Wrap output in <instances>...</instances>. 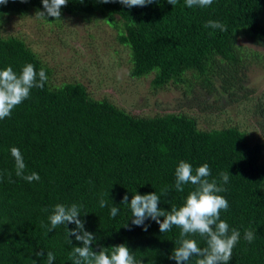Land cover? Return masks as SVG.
Masks as SVG:
<instances>
[{
    "label": "trees",
    "instance_id": "trees-1",
    "mask_svg": "<svg viewBox=\"0 0 264 264\" xmlns=\"http://www.w3.org/2000/svg\"><path fill=\"white\" fill-rule=\"evenodd\" d=\"M31 10L44 11L42 0H9L0 5V17ZM78 12L101 15L117 30L119 43L130 51L133 78L152 76L156 91L171 84L182 88L201 110L214 109L218 117L226 113L219 105L224 96L241 95L236 112L258 116L264 132V96H252L242 83L252 66L264 69V0H213L206 8H189L185 0L174 7L167 0H154L132 8L118 2L68 0L61 8V16ZM208 21L227 25V31L206 28ZM242 37L258 50L240 43ZM27 64L37 73L43 69L48 80L43 89H31L9 118L0 120V264H47L48 252L55 256L53 264H72L73 247H82L67 236L75 224L50 232L44 225L50 226L48 217L56 204L73 203L83 206L79 218L96 237L94 252L106 248L110 253L125 244L142 264H176L170 257L179 247L180 229L161 233L149 219L144 231L132 225L130 207L121 201L124 195L129 204L135 194L159 195L169 186L158 207H180L193 190L191 185L183 192L175 190L181 160L194 169L207 163L209 179L227 189L219 193L229 203L220 218L230 231L235 228L241 234L229 264H264V141L254 140L230 117L218 126H202L198 115L187 111L137 115L107 98H94L81 82L53 85L52 68L24 38L0 34V70L11 66L20 74ZM204 91L218 103L207 101ZM206 116L215 121L213 114ZM13 147L23 155L24 174L35 172L38 181L16 176ZM221 172L229 173L227 184ZM102 199L107 201L103 208ZM113 206L119 209L115 218L110 215ZM246 230L255 233L252 243L244 239ZM191 238L206 246L199 236ZM41 251L44 255L37 256Z\"/></svg>",
    "mask_w": 264,
    "mask_h": 264
},
{
    "label": "clouds",
    "instance_id": "clouds-1",
    "mask_svg": "<svg viewBox=\"0 0 264 264\" xmlns=\"http://www.w3.org/2000/svg\"><path fill=\"white\" fill-rule=\"evenodd\" d=\"M9 0H0V5H7ZM26 3L28 0H20ZM99 3H120L125 7H145L154 2V0H98ZM178 0H167V3L173 7ZM68 0H42L44 11H37L35 17L47 19L52 17L60 20L61 8L66 7ZM189 8H206L213 4V0H185ZM48 20V19H47ZM134 24V23H133ZM206 28L218 29L221 32L227 31V25L208 21ZM48 77L43 69L36 72L32 64L23 67L20 74H17L11 66L0 70V120L9 118L12 111L29 98L31 89H43ZM11 155L15 160V174L27 182L38 181L39 175L35 172L25 175L26 165L23 155L18 148L13 147ZM9 182L11 173H8ZM211 169L207 163L193 168V166L181 160L175 169V190L183 192L185 185L193 186L180 207L172 206L170 211H165L158 207L161 202V196H167L171 190L169 186L161 189L160 194L156 192L145 195H133L130 204L127 195H124L121 203L127 205L131 210L132 225L142 227L147 231L150 225L145 221L151 219L159 225L161 233L169 232L175 226L180 229L179 247H175L170 259L176 261V264H188L193 257H198L195 264H229L232 259L234 247L240 240V232L235 228L229 229L226 221L220 218L222 211H227L229 203L227 199L219 193L227 191L215 179L210 180ZM220 178L223 184L229 181V173L221 172ZM107 201L101 200L100 207H106ZM82 205L75 203L70 206L56 204L52 214L48 217L50 226L44 225L47 232L56 229L59 225L75 224V229L67 230V236H74L76 241L82 243V247H73L69 258L72 264H142V260H137L130 249L125 244L112 247L109 253L106 248L99 252H94L91 245L96 237L93 233L85 230V222L80 219ZM45 211H47L45 209ZM119 209L111 207L110 215L115 218ZM86 215V214H85ZM163 217V221H161ZM199 236L206 244L200 247L198 241L191 237ZM244 239L252 243L255 239V233L252 230H246ZM68 243L72 241L68 239ZM37 256H43L44 253L38 252ZM55 256L52 252L47 253V264H53ZM32 264H36L32 261Z\"/></svg>",
    "mask_w": 264,
    "mask_h": 264
},
{
    "label": "rangeland",
    "instance_id": "rangeland-1",
    "mask_svg": "<svg viewBox=\"0 0 264 264\" xmlns=\"http://www.w3.org/2000/svg\"><path fill=\"white\" fill-rule=\"evenodd\" d=\"M36 12L31 10L26 14L3 15L0 20H5L0 24V34L24 38L52 68L53 85L81 82L94 98H107L137 115L187 111L197 114L202 126H218L230 117L248 130L254 140L264 141V132L258 123L260 118L236 112L242 105L241 95L237 99L224 96L219 105L226 113H221L218 117L214 109L201 110L197 101H192L191 96L184 94L182 88L171 84L156 91L152 76L133 78L130 74L132 65L128 47L119 43L117 30L101 15L65 13L60 20L49 21L35 17ZM239 41L248 48L258 50L248 38L242 37ZM215 83L220 87V80ZM242 83L252 96H264V69L252 66L246 70ZM204 96L210 103H218L213 94L209 95L204 91ZM208 114H213L214 122L206 116Z\"/></svg>",
    "mask_w": 264,
    "mask_h": 264
}]
</instances>
